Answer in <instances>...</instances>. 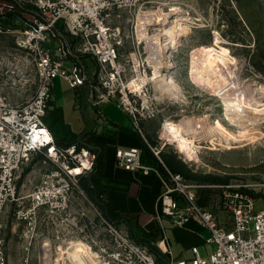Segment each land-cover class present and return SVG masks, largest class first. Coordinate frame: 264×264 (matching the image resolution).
<instances>
[{
	"label": "rangeland",
	"instance_id": "rangeland-1",
	"mask_svg": "<svg viewBox=\"0 0 264 264\" xmlns=\"http://www.w3.org/2000/svg\"><path fill=\"white\" fill-rule=\"evenodd\" d=\"M155 16L163 18V24L149 23ZM24 18L32 19L28 15ZM163 34L166 37L161 43L157 36ZM3 38L4 49L12 50L15 39ZM167 42L171 49L163 51L161 44ZM196 50L220 56L222 64L217 69L222 73L217 76L221 75L220 83L228 90L223 92L219 82L198 86L191 80L192 61L200 58ZM120 63L121 68L110 71L103 80L106 87L101 84L99 94L126 93L130 99L127 107L137 111L139 129L148 146L174 156L185 172L219 179L204 182L183 175L210 185L199 190L201 203L221 214L223 220L228 219L218 205L222 193L218 185L246 189L264 202V119L253 126L247 122L232 126L224 118L223 106L226 94L249 101L261 98L257 91L264 85V0H144L134 14ZM94 68L93 64L89 67L91 76ZM157 70L164 78H174L179 89L176 98L163 95L158 86L163 77H156ZM136 79L143 82L141 89L133 87ZM185 118L194 128H202V133L184 134L194 141L198 160L187 157L175 141L163 136L168 123ZM80 119L84 120L82 112ZM41 169L35 163L25 168L19 178L17 200L4 208L6 264H69L75 253L85 255L90 264V254L98 264H127L122 257L116 258L117 244L106 229L100 208L82 185L84 193L74 189L72 202L63 214L51 204L37 210L32 207L26 195L39 182ZM88 251L90 254L84 253Z\"/></svg>",
	"mask_w": 264,
	"mask_h": 264
},
{
	"label": "built area",
	"instance_id": "built-area-1",
	"mask_svg": "<svg viewBox=\"0 0 264 264\" xmlns=\"http://www.w3.org/2000/svg\"><path fill=\"white\" fill-rule=\"evenodd\" d=\"M143 2L0 0V18L5 20L0 34L15 39L12 50L0 51V264L7 263L3 211L8 202L17 200L25 168L33 163L42 167L39 182L26 195L32 207L37 210L51 204L63 214L72 202L73 190L84 193L81 181L96 167V152L79 138L59 143L46 126L55 79L66 80L76 91L89 87L95 105L116 102L144 137L137 111L127 107L130 99L126 93L99 94L100 85L106 87L103 80L108 73L121 68L120 51L125 38L131 36L134 14ZM26 15L32 17L28 22L22 20ZM88 60L95 66L92 76ZM150 148L159 157L161 149ZM115 155L117 165L125 170L159 173L143 163L140 147H119ZM77 168L80 173H75ZM161 180L157 218L162 228L165 220L176 226L196 221L209 232L206 243L211 246L205 256L195 246L192 259L180 261L171 256L163 264H264V202L246 189L218 185L222 188L218 205L228 216L223 220L221 214L200 204L199 190L210 188L207 183L188 180L168 168ZM100 215L117 244L116 258L122 257L127 264H161L149 247L136 243ZM158 247L171 255L166 235Z\"/></svg>",
	"mask_w": 264,
	"mask_h": 264
},
{
	"label": "crops",
	"instance_id": "crops-1",
	"mask_svg": "<svg viewBox=\"0 0 264 264\" xmlns=\"http://www.w3.org/2000/svg\"><path fill=\"white\" fill-rule=\"evenodd\" d=\"M0 18V26L4 25ZM25 22H28L24 18ZM0 34V50L7 47ZM9 36V35H7ZM93 64L88 60L89 67ZM94 65V64H93ZM69 83L57 78L54 80V98L46 117V126L59 143L83 140L94 146H103L105 151L102 199L111 212L118 226L133 241L153 249L160 261L190 260L193 258L192 247L198 246L205 256L210 251L206 243L209 232L196 221L185 226H176L165 220L163 228L157 218V200L163 190L161 173L166 168L182 169L179 161L167 153L153 161L156 165L146 164L159 171L149 174L133 172L119 167L116 163V149L119 147L143 148L145 138L134 126L130 115L116 102L95 105L89 98V87L74 90ZM80 112L84 120L80 119ZM145 160L149 161L145 158ZM152 162V160L150 161ZM171 255L158 247L164 236Z\"/></svg>",
	"mask_w": 264,
	"mask_h": 264
},
{
	"label": "bare ground",
	"instance_id": "bare-ground-1",
	"mask_svg": "<svg viewBox=\"0 0 264 264\" xmlns=\"http://www.w3.org/2000/svg\"><path fill=\"white\" fill-rule=\"evenodd\" d=\"M175 10L176 9H174V11ZM141 12H142V10H141ZM158 19L159 18L155 16L154 19L150 20L149 23L163 24V22H161L163 20V18H160V20H158ZM176 33H177V31H176ZM169 36L167 34V38H166L167 41L169 39ZM158 37L160 38V39H158L159 42L162 43V38L166 37V34H163L161 36H157V38ZM173 39H175V38H173ZM170 45H171L170 42H167L166 45L161 44V46L164 49L163 51H165V49L167 47H169L168 49H171ZM196 52L200 55V58H199V61H196L195 59L192 61V65H191L190 71H189V75H190L191 80L195 84H197L198 86H204V85H208V84L213 85V84L218 83V82L220 83V81H221L220 76L221 75L217 76L218 73H220V74L222 73L221 69H217V68H221L220 64H222L220 56H218L217 54L212 53L210 51L204 52V51L196 50L195 54H196ZM137 59H138V57H137ZM132 60H134V59H132ZM155 74H156V77H160V76L163 77V80L158 83V86H159L160 90L162 91L163 95L176 98V96L179 92V89H178V85H177L176 81L174 80V78L173 77L168 78L167 76H165L167 78H164V75L161 72H159L158 70L156 71ZM142 83H141V80L136 79V80H133L132 85H133V87H136V89H141ZM225 87H228V86H226V85L224 86L223 83H220L219 88L223 92L228 90ZM257 93L261 96V98L253 97V101H254L253 104L254 105H251L252 104L251 102H253V101L246 100L245 98H243L244 100L239 99L240 96L238 99L236 97H233V98L229 97L228 98L229 94H226L227 98L223 97V100H224V102H223L224 118L226 119V121H228L232 126L234 125L236 127H240V126H244V125H238V123H240V122H247L248 124L250 123V125L253 126V125H257L259 121L263 120L264 119V85L262 87H260V89L257 91ZM242 97H244V96H241V98ZM230 112H232L231 113L232 115L230 114ZM202 121H203V119H202ZM192 123L193 122L188 118L181 120L179 123H168L165 126V131L163 133V136L168 140L175 141L177 143L178 147L181 148L180 151L182 150V152L187 157L193 158V159L195 158V160H198L199 158H198L197 152H195V150L193 149V146L195 145L194 141L188 139L184 135V134L202 133L201 132L202 128L201 127L200 128H194ZM80 172H81V169H79V168H77V170L75 171V173H80ZM84 253L90 254L89 251L84 252ZM84 256L81 253L73 254V258L70 260L69 264H90L89 260H87ZM89 257H90L89 259H93L91 264H98L97 261L92 257L91 254Z\"/></svg>",
	"mask_w": 264,
	"mask_h": 264
},
{
	"label": "trees",
	"instance_id": "trees-1",
	"mask_svg": "<svg viewBox=\"0 0 264 264\" xmlns=\"http://www.w3.org/2000/svg\"><path fill=\"white\" fill-rule=\"evenodd\" d=\"M80 143L84 146H87L97 154V161H96V167L95 170L90 174L89 177H85L81 181V185L83 189L87 192L89 197H91L98 207L100 208L102 215L104 218H106L108 221L115 223V220L113 219L110 210L108 209L107 205L104 203L102 199V194L104 192V187L102 185V178L104 176V164H105V151L103 146H94L91 145L89 142H86L83 140V137L79 138ZM150 159L149 161L145 160ZM142 160L143 163L146 164H153L156 165L153 161L156 160L155 154L152 152L150 147L148 146L147 143H144L143 148H142ZM152 160V162H150ZM174 172H179L182 173L186 178L192 179V180H197V181H212V182H217L219 179H213L210 176H201V175H196L188 172H185L183 170H179L175 167H170ZM163 173L165 172L164 169ZM251 193V192H250ZM252 194V193H251ZM202 206H206L205 203H201ZM153 251V249L151 248Z\"/></svg>",
	"mask_w": 264,
	"mask_h": 264
}]
</instances>
